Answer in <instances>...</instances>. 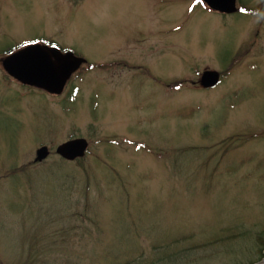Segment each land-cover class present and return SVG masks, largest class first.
Returning a JSON list of instances; mask_svg holds the SVG:
<instances>
[{
	"label": "rangeland",
	"instance_id": "rangeland-1",
	"mask_svg": "<svg viewBox=\"0 0 264 264\" xmlns=\"http://www.w3.org/2000/svg\"><path fill=\"white\" fill-rule=\"evenodd\" d=\"M242 1L248 12L223 16L197 0H0V57L45 41L91 65L123 62L85 66L53 97L21 89L0 65V264H79L101 249L115 264L122 246L149 264L258 258L264 0ZM222 69L230 75L203 91L201 73ZM69 137L88 140L84 161L53 155L29 165L38 147ZM93 216L103 227L91 234ZM197 223L235 233L236 249L181 258L196 244L183 238ZM164 238L177 248L163 251Z\"/></svg>",
	"mask_w": 264,
	"mask_h": 264
},
{
	"label": "water",
	"instance_id": "water-1",
	"mask_svg": "<svg viewBox=\"0 0 264 264\" xmlns=\"http://www.w3.org/2000/svg\"><path fill=\"white\" fill-rule=\"evenodd\" d=\"M213 10L223 13L236 11L235 0H203ZM83 62L71 54L61 55L55 49L30 47L26 50L3 60V67L9 75L21 83L36 86L58 94L70 74ZM55 69H52V68ZM218 73L205 72L202 74L200 84L213 87L218 82ZM84 140H75L65 143L57 148V153L62 157L72 160L82 157L86 149ZM46 156V149L37 151V160Z\"/></svg>",
	"mask_w": 264,
	"mask_h": 264
},
{
	"label": "trees",
	"instance_id": "trees-1",
	"mask_svg": "<svg viewBox=\"0 0 264 264\" xmlns=\"http://www.w3.org/2000/svg\"><path fill=\"white\" fill-rule=\"evenodd\" d=\"M240 4H241V6H244L243 3L240 2ZM226 70H227V69H226ZM226 70H225V71H226ZM182 82H183V81L173 82L172 85H175V83H180L179 85H181ZM175 86H177V85H175ZM12 171H14V170H12ZM94 229H95L94 232L99 231V227H97V226H95ZM259 242H261L262 244H264V238H263V239H259ZM131 260H135V259L132 258Z\"/></svg>",
	"mask_w": 264,
	"mask_h": 264
},
{
	"label": "bare ground",
	"instance_id": "bare-ground-1",
	"mask_svg": "<svg viewBox=\"0 0 264 264\" xmlns=\"http://www.w3.org/2000/svg\"><path fill=\"white\" fill-rule=\"evenodd\" d=\"M262 264H264V263H262Z\"/></svg>",
	"mask_w": 264,
	"mask_h": 264
}]
</instances>
